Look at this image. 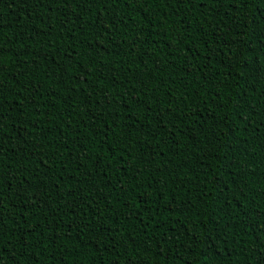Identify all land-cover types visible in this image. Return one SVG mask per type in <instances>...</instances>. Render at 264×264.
Here are the masks:
<instances>
[{
    "label": "trees",
    "instance_id": "trees-1",
    "mask_svg": "<svg viewBox=\"0 0 264 264\" xmlns=\"http://www.w3.org/2000/svg\"><path fill=\"white\" fill-rule=\"evenodd\" d=\"M264 0H0V264H260Z\"/></svg>",
    "mask_w": 264,
    "mask_h": 264
},
{
    "label": "snow or ice",
    "instance_id": "snow-or-ice-1",
    "mask_svg": "<svg viewBox=\"0 0 264 264\" xmlns=\"http://www.w3.org/2000/svg\"><path fill=\"white\" fill-rule=\"evenodd\" d=\"M260 264H264V258L260 260Z\"/></svg>",
    "mask_w": 264,
    "mask_h": 264
}]
</instances>
